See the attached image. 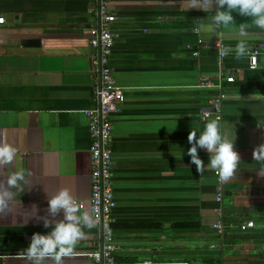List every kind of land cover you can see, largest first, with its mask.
<instances>
[{
    "label": "crops",
    "instance_id": "obj_1",
    "mask_svg": "<svg viewBox=\"0 0 264 264\" xmlns=\"http://www.w3.org/2000/svg\"><path fill=\"white\" fill-rule=\"evenodd\" d=\"M109 6L117 18L111 67L125 95L113 120L118 260L264 264V231L238 229L246 221L264 222V154L253 156L264 144V54L255 70L248 56L257 47L264 51V30L238 14L236 24L214 27L215 9H192L190 0H110ZM98 9V0H0V144L17 153L12 165L0 167V183L19 170L32 184L13 189L11 212L0 214V264H26L20 253L34 233L50 230L39 217L61 189L92 213L86 112L95 107L100 81L93 66L98 50L91 46ZM245 22L250 26L240 36ZM240 39L247 55L236 59L233 51L221 59L218 46L234 49ZM28 41L39 44L25 46ZM221 64L235 81H223L220 91L200 88L218 76ZM220 93V122L227 135L236 133L240 156L221 186L229 226L223 235L213 229L217 170L205 166L198 173L187 155L190 131L203 130L201 116ZM199 155L207 165V151ZM83 232L65 264H90L101 229Z\"/></svg>",
    "mask_w": 264,
    "mask_h": 264
},
{
    "label": "clouds",
    "instance_id": "obj_2",
    "mask_svg": "<svg viewBox=\"0 0 264 264\" xmlns=\"http://www.w3.org/2000/svg\"><path fill=\"white\" fill-rule=\"evenodd\" d=\"M190 7L205 13L213 7L215 14L210 20L214 27L236 24L234 14H238L249 17L252 25L264 30V0H190ZM198 19L202 21L204 18ZM249 26L248 22L240 23L239 35L245 36ZM233 51L236 59L246 56L248 51L246 41L240 39L234 49L226 47L220 55H227ZM203 118L207 119V123L199 135L193 130L188 135L187 139L191 147L187 149V155L190 156L191 164L196 166L198 173H202L207 166L217 170L220 178L228 180L233 176L240 160L239 153L235 150L236 133L227 135L219 119L208 118L207 114ZM201 149L209 154L207 165L199 155ZM258 153L264 154V144L259 145L254 151V158H259ZM16 156L14 146L7 143L0 144V167L12 165ZM31 185L24 172L12 171L6 183H0V214L11 212L13 201L16 199V192L13 189L24 191L25 186L30 188ZM46 211L47 215L39 219L43 221L44 228L50 230L32 235L28 246L20 253L26 264H65V258L74 256L76 245L84 236L83 228L94 227L91 211L82 210L68 188H63L50 199L48 198ZM61 213L62 218L57 219ZM35 215L37 208L33 206L32 216Z\"/></svg>",
    "mask_w": 264,
    "mask_h": 264
},
{
    "label": "built area",
    "instance_id": "obj_3",
    "mask_svg": "<svg viewBox=\"0 0 264 264\" xmlns=\"http://www.w3.org/2000/svg\"><path fill=\"white\" fill-rule=\"evenodd\" d=\"M99 2V28L93 34L91 46L98 50V55L93 62L95 66L96 75L99 76L100 81L96 87L94 95L95 107L88 112V126L91 137L90 156H91V210L94 218V225L101 229L102 241L97 248H94L88 254L90 264H146V262L130 263L118 260V247L115 244L112 232V224L115 221L114 212L118 207V202L115 198V181H114V156H113V142H114V116L121 110L125 102L124 90L118 85L111 67V58L115 46V35L112 27L117 20L116 16L110 12V0H98ZM222 51V46H218ZM263 47H257L248 52L250 69L255 70L259 65V56L263 55ZM226 55H221L224 59ZM232 83L235 78L230 75L227 76L223 72V66L220 65L218 76L215 79L207 80L199 84L203 89L221 90L223 81ZM225 96L219 94L215 96L211 102V111L204 112L201 116L202 121H207L203 117L207 114L208 118L219 119L221 121L223 101ZM219 178V193L216 202L219 204L216 210L217 221L213 229L218 234L223 235L229 229L226 221L225 210L222 207L224 200V193L221 186L223 179ZM78 202V201H77ZM83 208L84 203H79ZM238 229L242 233H246L256 229L264 231V222L262 224L254 220L246 221L238 225ZM149 264H184V263H155Z\"/></svg>",
    "mask_w": 264,
    "mask_h": 264
},
{
    "label": "water",
    "instance_id": "obj_4",
    "mask_svg": "<svg viewBox=\"0 0 264 264\" xmlns=\"http://www.w3.org/2000/svg\"><path fill=\"white\" fill-rule=\"evenodd\" d=\"M39 44V42H33V41H28V42H25L24 45L25 46H33V45H37ZM197 264H206V263H197Z\"/></svg>",
    "mask_w": 264,
    "mask_h": 264
},
{
    "label": "trees",
    "instance_id": "obj_5",
    "mask_svg": "<svg viewBox=\"0 0 264 264\" xmlns=\"http://www.w3.org/2000/svg\"><path fill=\"white\" fill-rule=\"evenodd\" d=\"M240 237H244V236H240ZM208 263H211V264H213V262H208ZM215 263V262H214Z\"/></svg>",
    "mask_w": 264,
    "mask_h": 264
}]
</instances>
